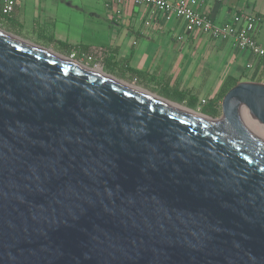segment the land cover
<instances>
[{
  "label": "water",
  "instance_id": "obj_1",
  "mask_svg": "<svg viewBox=\"0 0 264 264\" xmlns=\"http://www.w3.org/2000/svg\"><path fill=\"white\" fill-rule=\"evenodd\" d=\"M5 34L0 264H264L263 84L206 124Z\"/></svg>",
  "mask_w": 264,
  "mask_h": 264
},
{
  "label": "crops",
  "instance_id": "obj_2",
  "mask_svg": "<svg viewBox=\"0 0 264 264\" xmlns=\"http://www.w3.org/2000/svg\"><path fill=\"white\" fill-rule=\"evenodd\" d=\"M187 1L222 27L231 25L235 16L260 17L257 41L264 49V0ZM0 27L52 49L45 38L88 47L94 54L104 51L105 60L111 58L115 67L127 71L130 80L136 78L161 93L194 98L198 108L202 101L214 100L228 78L260 83L264 74L262 63L250 51L235 49L231 38L190 35L182 21L167 20L133 0L125 4L116 0H17L15 12L8 18L1 16L0 2ZM129 69L144 75L133 76Z\"/></svg>",
  "mask_w": 264,
  "mask_h": 264
},
{
  "label": "built area",
  "instance_id": "obj_3",
  "mask_svg": "<svg viewBox=\"0 0 264 264\" xmlns=\"http://www.w3.org/2000/svg\"><path fill=\"white\" fill-rule=\"evenodd\" d=\"M129 0H116L117 3L125 4ZM134 2L150 8L155 13L162 14L167 20L177 19L184 23L186 32L190 35L200 34L210 39L231 38L235 49H243L251 52L253 59H256L264 66V49L257 41V31L261 19L256 15L235 16L232 24L227 27L219 26L213 18L203 14L190 5L187 0H133ZM1 16L11 17L17 7V0H0ZM150 26V22L146 23ZM97 57L105 58L104 51L92 53L89 60ZM73 57V56H72ZM252 64L248 65V69ZM264 85V74L260 81ZM207 101H202L205 105Z\"/></svg>",
  "mask_w": 264,
  "mask_h": 264
},
{
  "label": "trees",
  "instance_id": "obj_4",
  "mask_svg": "<svg viewBox=\"0 0 264 264\" xmlns=\"http://www.w3.org/2000/svg\"><path fill=\"white\" fill-rule=\"evenodd\" d=\"M45 38V37H44ZM47 45L49 46H53L54 49H58L61 53H63L64 55L70 56L74 59L77 60H83L86 61L87 63H89L90 65L94 64V60H89V57L92 55V50L88 47H83V46H79V47H72L66 43H62L60 41H57L55 38L53 37H49V38H45ZM112 59H106L104 62L107 65V68L109 69H115L118 70L119 72H121L122 74L125 75V73H127V71H125L123 68L120 67H115L112 64ZM129 73H131L133 76H137V77H141L144 74L136 72L132 69H129ZM133 80H137L136 78H134ZM237 84H239L238 81H235L231 78H228V80L225 82L223 88L221 89L220 93L218 94V96L212 100L207 102L205 105H201V112L203 115L216 119L220 116V112L218 110V104L221 98H223V96L234 86H236ZM163 98L177 103V104H184L185 102L187 107L189 109H195L196 107H198L197 105V101L194 98H190L187 99V97L181 93L178 92H173V93H169L167 91H165L163 93V95H161Z\"/></svg>",
  "mask_w": 264,
  "mask_h": 264
},
{
  "label": "bare ground",
  "instance_id": "obj_5",
  "mask_svg": "<svg viewBox=\"0 0 264 264\" xmlns=\"http://www.w3.org/2000/svg\"><path fill=\"white\" fill-rule=\"evenodd\" d=\"M1 34L3 35H6L7 37H10V38H14L8 34H5V32L3 31H0ZM27 45H30L32 46L33 48H35L36 50L38 51H41L42 53H45L47 55H49L50 57H53L55 59H58V60H61V61H64L76 68H79L83 71H86L100 79H104L108 82H111V83H114L116 85H118L119 87L121 88H124L126 90H129L137 95H140L142 97H144L145 99H148L154 103H157L161 106H164L170 110H173L175 112H178L180 114H183L185 115L186 117L192 119V120H196V121H199V122H202V123H206V124H215L216 122L215 121H212L210 118L208 117H205L203 114H200L196 111H193V110H190V109H187L183 106H179V105H176L174 103H171L165 99H162L158 96H155V95H152L150 94L149 92L141 89V88H138L136 87L135 85H131V84H128V83H125L123 81H120V80H117L115 79L114 77L112 76H109L107 75L103 69L101 67H95V68H90V67H87V66H84L82 65L81 63L77 62V61H74L73 59H70V58H67V57H64L58 53H56L55 51L53 50H49V49H45V48H42V47H38L34 44H31V43H28L27 42ZM250 126L253 128V130L260 136V137H263L264 138V127L263 126H260L258 125L257 123H250Z\"/></svg>",
  "mask_w": 264,
  "mask_h": 264
},
{
  "label": "rangeland",
  "instance_id": "obj_6",
  "mask_svg": "<svg viewBox=\"0 0 264 264\" xmlns=\"http://www.w3.org/2000/svg\"><path fill=\"white\" fill-rule=\"evenodd\" d=\"M0 30H2V31H4V32H6V33H9V32H7V30H5V29H3V28H1L0 27ZM10 34V33H9ZM12 35V34H11ZM20 38V37H19ZM20 39H22V38H20ZM22 40H24V39H22ZM24 41H26V42H28V43H31V44H34V45H37V46H40V47H43V48H46V49H49V50H53V51H55L56 53H58V54H60V55H62V56H64V57H68V58H71L70 56H67V55H64L63 53H61L58 49H52L51 47H48V46H45V45H41V44H37V43H33V42H30V41H27V40H24ZM74 61H77V62H79V63H81L82 65H84V66H87V67H90V68H95V67H101L102 69H103V71L107 74V75H109V76H112V77H114L115 79H117V80H120V81H123V82H125V83H128V84H131V85H135L136 87H138V88H141V89H143V90H145V91H147V92H149L150 94H152V95H156V96H158V97H160V98H163V97H161V95H163V93H161V91H159V90H157V89H153V88H149V87H146V86H144V85H142V83L141 82H138V80H130L129 78H127L124 74H122L121 72H119L118 70H115V69H109V68H107V65L105 64V58H100V57H97V59L96 58H94L93 60H94V64H92V65H90L89 63H87L86 61H83V60H77V59H74V58H72ZM164 99V98H163ZM166 100V99H165ZM168 101V100H167ZM175 104H177V103H175ZM179 106H183V107H185V108H187V109H189L188 107H187V105L184 103V104H182V105H180V104H178ZM191 110V109H190ZM193 111H196V112H198V113H200V114H202V112H201V107L200 108H198V107H196L195 109H192ZM206 117V116H205ZM218 118H216V120H217ZM263 140H264V138L263 137H261Z\"/></svg>",
  "mask_w": 264,
  "mask_h": 264
}]
</instances>
